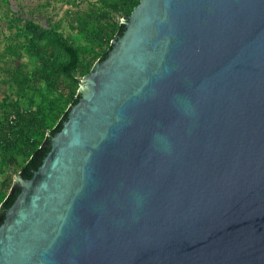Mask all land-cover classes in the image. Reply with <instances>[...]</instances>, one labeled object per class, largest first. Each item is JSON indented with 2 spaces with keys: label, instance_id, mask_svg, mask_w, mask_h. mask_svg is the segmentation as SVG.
Instances as JSON below:
<instances>
[{
  "label": "water",
  "instance_id": "obj_1",
  "mask_svg": "<svg viewBox=\"0 0 264 264\" xmlns=\"http://www.w3.org/2000/svg\"><path fill=\"white\" fill-rule=\"evenodd\" d=\"M0 225V264H264V0H140Z\"/></svg>",
  "mask_w": 264,
  "mask_h": 264
},
{
  "label": "trees",
  "instance_id": "obj_2",
  "mask_svg": "<svg viewBox=\"0 0 264 264\" xmlns=\"http://www.w3.org/2000/svg\"><path fill=\"white\" fill-rule=\"evenodd\" d=\"M1 2L0 20L11 33L0 39V225L20 192L9 194L14 175L31 178L42 164L50 151L46 144L78 102L82 77L107 57L125 30L122 19L140 0H96L87 11L73 12L76 40L66 36L60 22L48 19L42 25L17 17L9 0Z\"/></svg>",
  "mask_w": 264,
  "mask_h": 264
},
{
  "label": "rangeland",
  "instance_id": "obj_3",
  "mask_svg": "<svg viewBox=\"0 0 264 264\" xmlns=\"http://www.w3.org/2000/svg\"><path fill=\"white\" fill-rule=\"evenodd\" d=\"M96 0H75L77 5L73 4V0H9L11 9L24 19H35L42 25L48 24V19L52 22H60L62 30L71 40H76L79 34V29L72 28L71 24L77 10L85 12L91 6V3ZM4 2L0 0V13H3ZM12 15V14H11ZM0 39H5L11 31L6 27V22L0 20ZM82 40V39H80ZM78 40L77 42H80ZM2 46L4 43L1 44ZM2 88V85H1ZM2 91L0 90V99Z\"/></svg>",
  "mask_w": 264,
  "mask_h": 264
}]
</instances>
